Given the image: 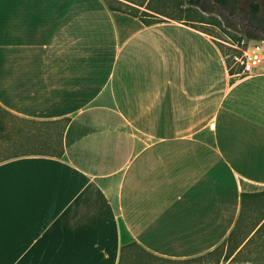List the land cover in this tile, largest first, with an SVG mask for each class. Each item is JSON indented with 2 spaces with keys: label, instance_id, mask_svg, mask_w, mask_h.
Returning a JSON list of instances; mask_svg holds the SVG:
<instances>
[{
  "label": "crops",
  "instance_id": "1",
  "mask_svg": "<svg viewBox=\"0 0 264 264\" xmlns=\"http://www.w3.org/2000/svg\"><path fill=\"white\" fill-rule=\"evenodd\" d=\"M7 110L59 145L7 156ZM263 192L264 61L107 0H0V264L202 255Z\"/></svg>",
  "mask_w": 264,
  "mask_h": 264
},
{
  "label": "rangeland",
  "instance_id": "2",
  "mask_svg": "<svg viewBox=\"0 0 264 264\" xmlns=\"http://www.w3.org/2000/svg\"><path fill=\"white\" fill-rule=\"evenodd\" d=\"M107 1L114 6H122L127 10H137L138 7L142 11H150L147 8L149 6L164 13H157V16L162 19L188 17L193 13L192 16L205 20L204 23L196 21V24L202 26L215 37L227 53L226 57L230 61H233V54L241 52L242 48L259 44L264 39V0H261L262 10L259 13H256L251 6L253 0H202V7L189 5V0H151V2L149 0H124L128 2V5L118 0ZM204 8L208 10H204ZM253 36H260V38ZM6 120L7 156L24 152L33 146L35 148L45 138L48 142L47 140L43 141L44 149L59 145L58 139L54 140V138L48 137L52 128L39 126L38 123L25 121L12 114H7ZM32 129L39 134L40 131L45 132L44 136L39 134L33 135V137L29 136L27 131ZM262 215L264 217V200H259L252 208L251 216L242 222L241 236H245L248 231L259 224L260 222L255 221L261 219ZM256 239L257 241L251 245L244 246L242 250L237 249L232 254H229L230 244L224 243L214 251L189 258H160L139 254L133 256L128 264H261L257 249L259 243L264 241V226L256 233Z\"/></svg>",
  "mask_w": 264,
  "mask_h": 264
},
{
  "label": "trees",
  "instance_id": "3",
  "mask_svg": "<svg viewBox=\"0 0 264 264\" xmlns=\"http://www.w3.org/2000/svg\"><path fill=\"white\" fill-rule=\"evenodd\" d=\"M118 1H120L122 3H127V5H128V2H125L124 0H118ZM149 1L151 2V0H149ZM201 1L202 0H189L188 3H189V5H192V6L202 7L201 6ZM108 4H109V6L112 9H118V10L126 11V12L132 13V14H134L136 16H139L147 24L166 20V19H162V18L157 16L158 15L157 13H159V14H164V13H162L160 11H156V10L152 9L151 7H149V6L147 8L150 9V11L149 10H143L142 11L137 6H135V7H137L136 8L137 10H133V9L127 10V9L122 8V6H120V7L119 6H114L111 3H109V1H108ZM251 6H252L253 10L256 13H259L262 10V2H261V0H253L252 3H251ZM204 10H208V9L204 8ZM192 15H193V13L190 16H188V17H172V19H177V20H180V21H183L185 23H189V24H192V25H195V26H199V25L196 24V21H199L201 23L205 22V20L203 18L198 19V18H196L195 16H192ZM200 27H202V26H200ZM253 37H259L260 38V36H253ZM221 48H222V46H221ZM222 51H223L224 56L226 58V62H227V65L229 67V70L232 73L236 72L237 71L236 67L232 66L234 60L230 61L226 57L227 53L225 52V50L223 48H222ZM6 112H7V114H13L9 110H7ZM62 151H63V149H62ZM62 151H61V153H62ZM263 226H264V222L262 224L259 223V224L255 225L252 228V230L248 231V233L245 236H241L242 235V228H241L242 227V223L238 222V224L236 225V227L234 228V230L232 231L230 236L224 242H222L220 245H222L224 243H228V245L230 244L229 254L234 253L235 251H237V249L242 250L244 248V246L251 245L253 242L257 241L258 238L255 240V235H256L257 232H259L262 229ZM127 246H131V244H127L126 247ZM219 246H217L215 249H217ZM214 250H212V251H214ZM257 250H258V254L257 255L259 256V262L261 264H264V241L259 243V246H258Z\"/></svg>",
  "mask_w": 264,
  "mask_h": 264
},
{
  "label": "built area",
  "instance_id": "4",
  "mask_svg": "<svg viewBox=\"0 0 264 264\" xmlns=\"http://www.w3.org/2000/svg\"><path fill=\"white\" fill-rule=\"evenodd\" d=\"M256 45L242 48L241 52L233 54V65L242 73L254 72L264 61V39Z\"/></svg>",
  "mask_w": 264,
  "mask_h": 264
}]
</instances>
